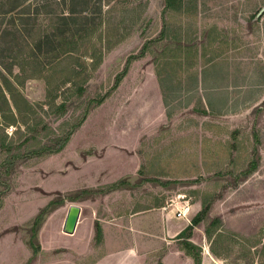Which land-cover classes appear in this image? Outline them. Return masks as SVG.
Instances as JSON below:
<instances>
[{"label":"rangeland","instance_id":"rangeland-1","mask_svg":"<svg viewBox=\"0 0 264 264\" xmlns=\"http://www.w3.org/2000/svg\"><path fill=\"white\" fill-rule=\"evenodd\" d=\"M182 5L0 0L2 47L15 48L0 49V82L15 84L30 53L28 68L53 77L49 87L44 79L19 87L32 112L0 130L16 146L0 147V164L21 155L0 179V264H65L68 246L88 245L62 230L71 204L82 208L77 231L91 235L97 219L126 231L129 218L185 201L194 206L189 225L208 206L190 240L203 252L220 264H264V0ZM71 14L67 26L61 18ZM11 17L18 38L6 30ZM64 38L76 50L52 57ZM182 45L184 62H196L184 71L168 63ZM142 53L113 90L129 56ZM82 119L61 152L32 155Z\"/></svg>","mask_w":264,"mask_h":264},{"label":"trees","instance_id":"trees-1","mask_svg":"<svg viewBox=\"0 0 264 264\" xmlns=\"http://www.w3.org/2000/svg\"><path fill=\"white\" fill-rule=\"evenodd\" d=\"M183 1L184 0H166V9H179L180 7H182L183 5ZM19 5H21V3H19ZM12 13V10L7 11L4 13V15ZM71 13L74 15L75 12L71 11ZM62 16L61 21L64 22V24H66L68 26L69 24V20L74 21L75 20V16ZM0 17H2L0 15ZM73 17V18H72ZM11 25V28L7 27V31L12 32L13 36L15 38H18V34H19V30L18 28H16V19L11 17V21L9 22ZM0 24H2L0 22ZM64 32V30L62 32H60L61 34ZM1 36V35H0ZM58 36V35H57ZM59 37H62L61 35H59ZM62 41V39H61ZM14 42V41H13ZM71 46H68L70 45ZM8 46V44L6 45ZM41 45H38L36 47L40 48ZM182 46H178L179 48L176 49L174 51V57H169V59H171L170 62H168L170 65L177 66L180 68L181 71L187 70L191 67H194L195 63L192 62L190 64H187L185 61V59L182 57L183 55V47ZM2 47V41L0 40V49H4V50H10V51H15L14 46L11 44L8 47ZM16 47H20L19 45H17ZM35 48V46H33ZM76 43L74 42H70L67 43V39L64 38L63 42L60 44L59 48L57 49V51L53 54L55 58H60L62 55H67L69 54V52H74L76 50ZM146 49V48H145ZM204 49H206V47H204ZM78 52V51H77ZM17 54V52H16ZM34 54L30 53L28 55H26V59L24 60L23 64L19 65L21 68V75L16 76L17 81L14 84L8 77H3V82H0V130H5L7 127L11 126V125H17L19 122L26 124L27 120V116H28V111L29 113L32 112V107L31 105H29L28 100L23 97V95L21 94L20 90L18 89L19 87H22L24 85V83L27 80L30 79H44L48 85V87L51 85V80L53 79V77L51 76H45L43 75L38 69H32V68H28V66H31L32 61L30 60L31 58H33ZM141 56H143V53L141 55H131L129 56L126 66L124 68V70L117 75L116 77V81L113 85V90L116 89L119 85L120 82L122 81V79L127 75L131 63L133 61H135L136 59L140 58ZM174 61V64L173 62ZM167 64V62L165 63ZM12 67V66H11ZM9 73L12 75V70H9ZM70 77V76H69ZM70 79V78H69ZM80 90V92H83L82 88H78ZM104 101L103 97H100V99L96 100H92L91 103H97V104H102ZM65 107L66 104L65 102H63L62 104H60V106L58 107V109L60 110V112H64L65 111ZM84 121V119H82L80 122H78L77 124L72 126V130L69 131L65 137H61L58 138L55 143L53 145L50 146H44L39 150H35L32 152V155L34 154H40V153H59L61 152L67 145V143L70 140V137L72 136V131L76 130L77 128L80 127V125L82 124V122ZM7 130V129H6ZM9 135L7 134V132L5 133L4 131L0 132V147L1 149L6 150L8 153H11L12 150H14L16 148V146H12V144H6V139ZM30 138L25 139V141H23L20 145H24L27 141H29ZM19 145V146H20ZM21 157L20 154L18 153H13V154H9L6 156V158L3 160V162L0 164V179L2 180V176L6 175L9 176L11 169L13 168V166L15 165V162ZM256 168V164H251L250 168L246 171H244V174H249L252 171H254V169ZM123 182H120L118 184H114L112 186H110L108 189L113 188V187H117L119 184H121ZM3 184V183H2ZM208 213V206H206L205 204H203V208L200 212H198L196 214V216L193 218L191 224L179 235V238H184L185 240H183L184 242L182 243V247L185 250V252L187 253V255H189L192 259L194 264H201L202 262V248L196 244H194L193 242L190 241L191 237L193 236V231L194 228L197 227L207 216ZM41 216H39L36 220V222H38L40 220ZM37 224V223H36ZM96 236H95V240L97 242H100L102 240V227L100 226V224H96ZM207 235L208 237L211 236V232L210 230H207ZM35 236V234H34Z\"/></svg>","mask_w":264,"mask_h":264},{"label":"crops","instance_id":"crops-1","mask_svg":"<svg viewBox=\"0 0 264 264\" xmlns=\"http://www.w3.org/2000/svg\"><path fill=\"white\" fill-rule=\"evenodd\" d=\"M97 221L102 227V240H95V230L85 235L76 228L75 233H81L80 238L92 240L88 245L77 242L68 246L69 252H66L71 257L64 260L65 264H146L148 258L153 264H194L182 246H169L174 239L183 241L179 235L189 226L186 224L189 221L176 217L174 209L155 215L133 216L128 220L126 231L124 226L118 229L110 226L112 230H107L103 220ZM220 261L202 251L201 264H220Z\"/></svg>","mask_w":264,"mask_h":264},{"label":"water","instance_id":"water-1","mask_svg":"<svg viewBox=\"0 0 264 264\" xmlns=\"http://www.w3.org/2000/svg\"><path fill=\"white\" fill-rule=\"evenodd\" d=\"M82 214L81 206L77 204H71L69 206L67 216L63 224V232L67 235H73L76 232V228L79 224Z\"/></svg>","mask_w":264,"mask_h":264},{"label":"built area","instance_id":"built-area-1","mask_svg":"<svg viewBox=\"0 0 264 264\" xmlns=\"http://www.w3.org/2000/svg\"><path fill=\"white\" fill-rule=\"evenodd\" d=\"M173 205L171 204L169 207H171ZM191 210H192V206L188 203V201H185V203L181 207H177L176 217L177 218H183V219L190 222L188 215H189Z\"/></svg>","mask_w":264,"mask_h":264}]
</instances>
